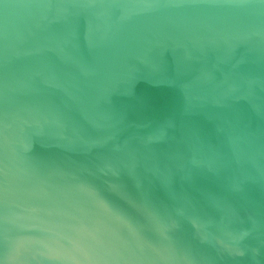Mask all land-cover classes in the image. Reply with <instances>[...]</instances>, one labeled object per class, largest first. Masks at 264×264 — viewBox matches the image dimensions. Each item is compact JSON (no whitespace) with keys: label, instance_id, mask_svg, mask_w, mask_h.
I'll use <instances>...</instances> for the list:
<instances>
[{"label":"water","instance_id":"95a60500","mask_svg":"<svg viewBox=\"0 0 264 264\" xmlns=\"http://www.w3.org/2000/svg\"><path fill=\"white\" fill-rule=\"evenodd\" d=\"M0 264H264V0H0Z\"/></svg>","mask_w":264,"mask_h":264}]
</instances>
